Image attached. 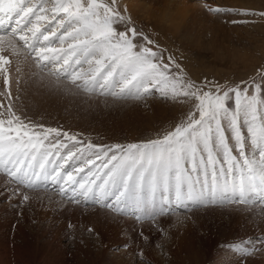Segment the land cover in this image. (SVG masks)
I'll return each instance as SVG.
<instances>
[{
  "label": "snow or ice",
  "instance_id": "snow-or-ice-1",
  "mask_svg": "<svg viewBox=\"0 0 264 264\" xmlns=\"http://www.w3.org/2000/svg\"><path fill=\"white\" fill-rule=\"evenodd\" d=\"M126 12L116 0H0V174L5 183L16 186L13 194L21 186L52 185L71 202L90 200L138 222L247 205L253 197L264 202V65L239 83L197 84ZM251 15L264 19V11ZM21 63L30 65L37 91L99 90L120 106H147L159 91L165 99L169 93L173 100L192 98L194 110L156 138L112 145L83 141L29 115ZM233 97L234 107L228 103ZM249 145L258 158L249 159Z\"/></svg>",
  "mask_w": 264,
  "mask_h": 264
},
{
  "label": "rangeland",
  "instance_id": "rangeland-1",
  "mask_svg": "<svg viewBox=\"0 0 264 264\" xmlns=\"http://www.w3.org/2000/svg\"><path fill=\"white\" fill-rule=\"evenodd\" d=\"M169 2L116 0V7L122 13L126 8L136 26L167 50L165 58L174 54L187 79L234 84L248 80L264 65V19L251 15L264 11V0ZM205 4L222 11H206ZM20 68L33 119L98 145L156 138L194 110L192 98L173 100L169 93L165 99L159 91L147 106L113 104L99 90L76 95L37 91L30 65L21 63ZM11 75H17L15 65ZM228 103L234 107V97ZM242 131L247 134L246 125ZM246 151L249 159L258 158L255 147L249 145ZM6 179L0 174V264H264V203L259 197L247 205L176 212L138 222L90 200L71 202L52 185L21 186L13 194L16 186L7 185ZM24 194L29 200L22 199Z\"/></svg>",
  "mask_w": 264,
  "mask_h": 264
},
{
  "label": "bare ground",
  "instance_id": "bare-ground-1",
  "mask_svg": "<svg viewBox=\"0 0 264 264\" xmlns=\"http://www.w3.org/2000/svg\"><path fill=\"white\" fill-rule=\"evenodd\" d=\"M136 2V1H135ZM174 2V0H170L169 4H172ZM138 3V2H137ZM140 7V6H139ZM143 7V6H142ZM168 18V20H172L171 16H166ZM256 198V197H255ZM257 199V198H256ZM261 203H264L260 200Z\"/></svg>",
  "mask_w": 264,
  "mask_h": 264
}]
</instances>
